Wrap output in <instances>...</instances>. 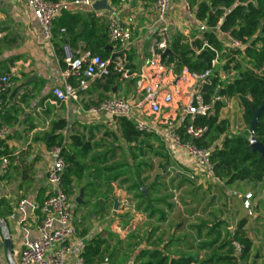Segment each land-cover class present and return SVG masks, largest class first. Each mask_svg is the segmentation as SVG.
<instances>
[{
  "label": "crops",
  "instance_id": "1",
  "mask_svg": "<svg viewBox=\"0 0 264 264\" xmlns=\"http://www.w3.org/2000/svg\"><path fill=\"white\" fill-rule=\"evenodd\" d=\"M51 1L61 4L60 12L81 17L74 29L75 33L83 31V23L89 15H94L100 23L108 25L116 21L122 25L130 34L125 53L132 76L128 80L119 79L107 90L104 89L102 77L93 78L88 81L86 90L78 91L76 99L68 103L57 102L52 90L63 85V69L58 60L61 55L63 59V42L59 38H54L52 45L42 41L38 24L23 0H0V75H7L10 82L9 87L0 92V103L9 113L3 146L10 158L7 173L0 174V264H19L18 255L24 241L37 236L38 213L32 214L25 206L23 217L18 211V203L25 199L38 206L50 191L47 183V171L51 165L48 157L50 148H47L46 142L50 138L52 123L58 120L67 123L63 135L65 145L70 150L76 151L71 147L72 135H81L85 141L90 139L91 146L88 153L80 156L81 162L86 165L83 177L74 178L72 182L73 195L70 196L69 206L74 228L71 239L74 256L80 255L84 243L97 234L102 236L108 246L102 255V264H123L129 258L135 259L140 250L151 249L152 246L162 249L167 245L164 252L170 257L190 254L192 252L188 245L194 239L205 237L214 224L215 219L208 215L219 201L218 207L226 202L230 209L226 217H220V220L226 221L227 230L230 231L231 218L239 213L243 205L242 198L251 191L247 190L244 195L236 193L233 196L237 200L226 201L220 191L227 195L231 191L221 184L212 182V186L211 180H203L204 184L199 185L184 175H177L169 179L170 184L182 191V208H175L167 193L166 180L161 177L175 163L165 154L159 138L143 135L141 140L153 148H145L144 156H140L134 149L130 152L133 145L122 141L120 127L118 130V127L108 125L111 119L108 115H91L87 112L89 107L104 99L137 97L136 82L141 78V73L146 71L150 46L159 28L150 9V0H134L129 6L121 4L120 0H108L107 9L99 10L102 17H97V11L92 7L74 5L73 0ZM167 23L172 34H181L188 43L201 40L202 32H208L195 19L193 10L191 13L185 11L180 0L172 1ZM220 37L223 38L222 35ZM109 46L111 57H116L121 47L112 46L110 42ZM86 47L87 44L79 40L76 47L70 48L91 53ZM177 75L174 71L167 74L166 81H173ZM74 84L76 86L75 81ZM186 91V87L178 92L173 90L174 101H186ZM175 106L173 103L172 107ZM172 113L173 110L166 109L164 116L172 117ZM144 119L149 121L148 117ZM144 136H148V139ZM131 153L137 159L133 160ZM142 162L152 166L139 168L142 171L139 173L140 179H147L141 186L145 188L143 195L147 194L146 188L153 187L149 192L150 201L140 199L135 189H129L130 183L121 184L129 173H135V167ZM177 162H181L188 171L193 166L186 157L179 158ZM116 175L122 176L111 181ZM152 175L157 180H151ZM80 192H83V197L81 203H77ZM125 198L132 201L133 208L120 207ZM213 201L214 204L210 205ZM245 213L249 214L246 208ZM259 213L261 211L252 213V218L259 217ZM200 224L204 225V229L199 235L197 227ZM204 255L203 252L199 253L200 258ZM67 264H72V258H68Z\"/></svg>",
  "mask_w": 264,
  "mask_h": 264
},
{
  "label": "trees",
  "instance_id": "2",
  "mask_svg": "<svg viewBox=\"0 0 264 264\" xmlns=\"http://www.w3.org/2000/svg\"><path fill=\"white\" fill-rule=\"evenodd\" d=\"M190 2L195 19L204 25L208 32L203 31L202 39L192 43L185 42L184 37L179 33H171L169 42L171 55L165 56L164 60L174 65L176 75L183 67L202 73L211 68L214 60H217L219 64L224 62L213 69L208 83L203 87L204 100L209 102L215 97L237 99L241 105V123L244 126L239 129L237 122L233 124L229 119L221 117L225 104L217 101L212 115L195 118L192 123L193 127L206 131L192 142L198 148L211 149L210 162L213 166V173L226 190L233 191L235 194L241 193L245 184L250 185L248 189L252 195L250 202L256 201V207H252L251 212L261 210L264 212V160L258 152L251 150L249 143L251 137L249 128L253 111L260 109L253 137L264 146V76H258L251 70L264 65V0H256L254 4L250 0H237L236 6H234L235 0H190ZM229 9V13H225V10ZM220 18H223V21L216 31L215 27ZM80 20L81 17L77 14L61 11L53 21V38H59L63 44L73 48L81 40L87 44L86 48L91 53L104 60L110 59L112 54L108 42V25L105 22L100 23L94 15H89L83 23V31L75 33L74 29ZM61 29H64L65 33H60ZM224 32H229L231 37L237 41L247 43L245 50L236 52L226 47L224 39L220 37V33ZM237 56L240 57L239 60H236ZM58 58L61 69H64L62 55ZM102 78L105 84L104 89L107 90L109 86L119 81L120 74L113 72V64H111L109 73ZM70 82L75 85L74 79ZM3 106L0 103V120L5 126L9 113L5 112ZM119 127L122 141L133 145L130 147V152L134 149L140 156H144L145 148H153L141 140L143 135L129 120L119 119ZM66 128L67 123L64 120L53 122L46 145L48 149L53 146L61 147V157L68 165L62 175V184L64 192L70 197L73 195V179H81L86 171V165L81 162L80 156L88 153L91 146L90 139L85 141L81 135H72L71 147L76 151L70 150L71 148L65 145L64 141L63 132ZM144 137L148 139V136ZM0 156L9 158V153L4 146ZM131 156L133 160L137 159L134 153H131ZM141 166L152 168L150 163H140L135 167V173H129L130 175L125 177L121 184L130 183L129 189H135L138 197L147 201L153 187L146 188L147 194L143 195L141 186L147 179H140L139 173L142 171H139V168ZM119 176L112 177L111 181L118 179ZM220 193L225 200L235 198L231 194H225L224 191ZM214 202H210V205ZM227 212L228 206L225 202L221 205L218 216L226 217ZM250 216L246 214L239 218L232 233L227 230L226 221H220L218 217L214 218V225L207 231L205 237L199 236L200 238L192 239L193 242L188 245L192 253L170 257L164 252L167 245L162 249L152 246L151 249L139 251L134 259L135 264H257L260 257L253 254V241L249 237ZM223 228L224 234L221 231ZM203 229L202 224L197 227L199 235ZM186 239L189 240L187 236ZM262 239L261 257L264 261V225ZM232 241L238 242L243 247L239 258L234 256ZM107 247L106 241L100 234H97L84 243L80 256L86 264H102V255L107 251ZM200 252L205 253L202 258L199 256Z\"/></svg>",
  "mask_w": 264,
  "mask_h": 264
},
{
  "label": "built area",
  "instance_id": "3",
  "mask_svg": "<svg viewBox=\"0 0 264 264\" xmlns=\"http://www.w3.org/2000/svg\"><path fill=\"white\" fill-rule=\"evenodd\" d=\"M27 9L38 24L42 41L46 45L53 43V21L58 17L61 4L51 0H23ZM101 0H73L74 5L92 7ZM134 0H120V3L129 6ZM173 0H150V9L159 24L155 36L150 46L149 57L146 60V71L141 73V78L137 80V97L135 99L108 98L100 101L88 108L91 115L105 114L111 119L109 126L114 125L119 130V119L124 118L134 123L135 128L142 135H154L162 143L165 154L174 165L169 166L161 174L166 181L167 193L171 204L181 209L182 191L175 185L169 183V179L174 176L184 175L191 182L203 185L204 181L212 180L214 184H221L213 173V166L210 162L211 149L196 147L192 140L200 138L206 131L202 128L193 127L192 123L196 117H207L213 114L214 105L217 101L225 102V98L215 97L209 102L204 100L203 87L208 83L213 69L219 65L217 60L211 63V68L205 72L197 73L183 67L175 76L174 80L167 82L165 76L174 71V65L167 63L163 57L164 52L169 49L171 31L167 23V14L171 8ZM186 12L191 13L190 0H180ZM234 6L238 4L235 0ZM252 4L256 0H250ZM245 5V4H242ZM233 6V7H234ZM232 9V8H231ZM225 10V13H229ZM97 17H102V13L97 11ZM223 18L216 24L218 31ZM65 30L61 29L60 33ZM109 42L112 46L121 47L118 55L113 60L102 59L96 54H91L84 50L73 51L64 44L62 46L63 69L61 87H55L52 95L59 103H68L77 98L79 90L88 88V81L96 77H104L109 73V67L113 64V72L120 74L121 80L131 78L128 69L127 43L130 34L116 21H111L107 27ZM223 36L226 47L233 51L243 52L247 43H242L231 37L229 32L220 33ZM206 46V44L204 45ZM240 57H236L239 60ZM251 69V68H250ZM256 75L264 76V65L258 69H251ZM147 72V73H146ZM74 79L76 86L70 82ZM143 79H146L144 81ZM10 85L7 75H0V92ZM186 87L184 98L174 101L173 90L179 91ZM173 103L176 104L172 107ZM166 109L173 110L172 117L164 116ZM148 117L149 121L144 118ZM6 128L0 120V154L3 151V142L6 136ZM48 157L51 165L47 171V183L50 191L43 201L37 206L28 203L27 200H20L18 211L25 215L24 207L27 206L32 214L37 215V226L35 238L26 239L18 255L19 264H67L68 258H72V264H86L80 255H73V244L71 239L74 235V228L71 224L70 197L64 192L62 175L68 165L61 157V147L53 146L48 150ZM186 157L193 163L191 170H185L179 158ZM7 156H0V174L7 173L9 168ZM204 180V181H203ZM250 207H256V201L252 203L251 193L245 195ZM120 207L124 209L133 208L132 201L125 198L121 201ZM230 232L234 229L229 228ZM233 253L236 258L242 254L243 247L236 241L231 242ZM123 264H135L133 258L127 259Z\"/></svg>",
  "mask_w": 264,
  "mask_h": 264
},
{
  "label": "rangeland",
  "instance_id": "4",
  "mask_svg": "<svg viewBox=\"0 0 264 264\" xmlns=\"http://www.w3.org/2000/svg\"><path fill=\"white\" fill-rule=\"evenodd\" d=\"M223 63L224 62H221L218 65V67L221 66ZM223 103L225 104V107L223 108V110L221 112V117H225V118L229 119L231 121V123H233V124L235 122H237L239 129H241V127L244 128V126L241 123L242 122L241 121L242 109H241V105H240L239 101L237 99H226L225 102H223ZM151 180L155 181V180H157V177H155V175H152ZM211 185L212 186L214 185L212 183V180H211ZM248 189H250V185L245 184L243 189H242V192L240 194L244 195L245 191ZM229 194H231L232 196L233 195L236 196V194L233 191H231V193H229ZM235 199L237 200V198H233V200H235ZM228 200H229V198L226 199V201H228ZM219 203H220V201L216 202V204H218V205H219ZM218 205L215 206V209L213 210V212L211 214L208 215V217H210L212 219L218 217L220 219V216H218V215H219V212L221 211V207L220 206L218 207ZM228 210H230V209H228ZM243 214H246L245 213V207L243 205H241L239 213L235 214L236 217L231 218L232 222H231L229 228L232 227L233 229H235L237 221H234V220H238L241 217H237V216H240V215L242 216ZM259 214H260L259 217L252 218L253 214L250 216L249 221H248V230L250 232L249 237L251 236L252 238L250 237V239L253 241V254H255V256L259 255V257H260L257 264H264L263 258L261 257L262 256L261 250H263L262 228L264 225V212L261 210V213H259ZM252 223H253V226L251 225ZM221 231L224 234V228Z\"/></svg>",
  "mask_w": 264,
  "mask_h": 264
},
{
  "label": "water",
  "instance_id": "5",
  "mask_svg": "<svg viewBox=\"0 0 264 264\" xmlns=\"http://www.w3.org/2000/svg\"><path fill=\"white\" fill-rule=\"evenodd\" d=\"M107 1L108 0H101V1H98L96 3H94L92 5V8L95 10V11H99V10H102V9H107ZM205 30V29H203ZM207 32V31H206ZM167 55H171V51L170 49H167L164 54H163V57L167 56ZM114 57H111V60H113ZM260 112V109H257V110H254L253 111V117H252V121L250 123V128H249V134L251 135L250 139H249V143H250V148L253 152H258L262 159L264 160V146L259 142L257 141V139H255L253 137V134H254V128L258 122V114ZM141 191L142 192H145V188L144 187H141ZM82 197H83V192H80L79 194V197L78 199L76 200L77 203H81V200H82ZM242 203L244 205V207L247 209L248 213L250 214L251 212V207H250V204L249 202L246 200L245 197L242 198ZM118 202L116 201L115 202V206H117Z\"/></svg>",
  "mask_w": 264,
  "mask_h": 264
}]
</instances>
